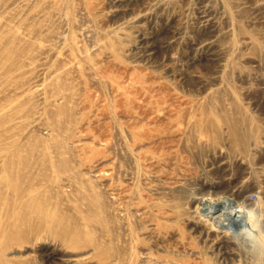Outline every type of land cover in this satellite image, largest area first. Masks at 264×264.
I'll list each match as a JSON object with an SVG mask.
<instances>
[{"label": "rangeland", "instance_id": "374dc122", "mask_svg": "<svg viewBox=\"0 0 264 264\" xmlns=\"http://www.w3.org/2000/svg\"><path fill=\"white\" fill-rule=\"evenodd\" d=\"M0 196V264H264V0H0Z\"/></svg>", "mask_w": 264, "mask_h": 264}, {"label": "bare ground", "instance_id": "6f19581e", "mask_svg": "<svg viewBox=\"0 0 264 264\" xmlns=\"http://www.w3.org/2000/svg\"><path fill=\"white\" fill-rule=\"evenodd\" d=\"M6 158H8V157H6ZM12 159V158H11ZM8 160V159H7ZM3 162V161H2ZM10 163H11V161H10ZM2 164V163H1ZM4 164H5V161H4ZM8 166H9V164H8ZM11 166V165H10ZM4 170H6L7 172H9V170L5 167L4 168ZM19 174V173H18ZM4 182V181H3ZM10 182V181H9ZM30 191V190H29ZM6 194V193H5ZM18 193H16L15 195H17ZM11 195V194H10ZM5 196V195H4ZM0 197H2V196H0ZM15 198V197H14ZM3 200V199H2ZM7 200V199H6ZM13 200H15V199H13ZM1 202V201H0ZM5 202V201H4ZM10 202V201H9ZM8 203V202H7ZM15 204V203H14ZM8 206H9V204H8ZM12 206H13V204H12ZM25 205H19V208H17V212L21 215V216H23V214H24V209H25V207H24ZM1 208H3V207H1ZM19 209V210H18ZM7 210H9V209H7ZM4 211V210H3ZM2 211V212H3ZM1 212V211H0ZM28 212V211H27ZM6 213V212H5ZM8 213V212H7ZM17 213V214H18ZM3 214V213H2ZM1 215V214H0ZM12 215V214H11ZM14 215V214H13ZM12 215V216H13ZM56 215H57V213H56ZM3 216V215H2ZM16 216V215H15ZM19 216V215H18ZM17 216V219L20 217H18ZM10 219V218H9ZM16 219V218H15ZM2 220H4L3 219V217H2V219H1V221ZM10 220H12V217H11V219ZM7 221V220H6ZM5 221V222H6ZM29 221V219L27 220L26 218H19L18 220H14V222L13 223H10L9 221H7V223H6V225H5V227L3 228V229H5V228H7V231H9L10 233L12 232V233H17L16 234V236H19V237H25L26 235H27V232H29V231H31L32 230V227L30 226V224H27V226H26V222H28ZM0 224H2V223H0ZM3 225V224H2ZM31 229V230H30ZM33 231V230H32ZM5 233V232H4ZM9 233V234H10ZM15 236V237H16Z\"/></svg>", "mask_w": 264, "mask_h": 264}]
</instances>
